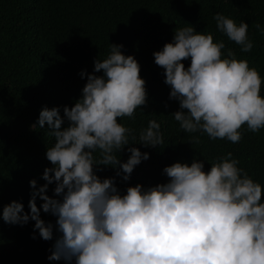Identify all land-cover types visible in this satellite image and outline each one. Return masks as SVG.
I'll return each instance as SVG.
<instances>
[{
	"label": "clouds",
	"instance_id": "clouds-1",
	"mask_svg": "<svg viewBox=\"0 0 264 264\" xmlns=\"http://www.w3.org/2000/svg\"><path fill=\"white\" fill-rule=\"evenodd\" d=\"M213 19L241 52L253 48L244 20L237 24L223 13ZM256 29L264 33L259 23ZM121 47L110 44L107 57L94 60L81 96L71 107L63 106V115L59 107L41 108L32 127L47 124L53 138L45 151L51 163L42 173L46 183L37 187L35 179L29 181L28 212L12 200L0 217L19 225L31 219L33 229L47 241L53 239L54 225L40 212L55 216L47 259L65 264H264L262 186L238 167L231 152L218 156L207 171L195 158L190 164L173 162L162 169L167 182L129 185L123 194L113 177L101 179L94 171V165L111 166L128 180L134 166L149 156L131 146L129 137L136 136L118 122L133 117L147 95L140 65ZM223 49V40L214 42L211 33L185 26L153 57L170 86L169 98L179 102L171 114L180 128L236 143L241 126L252 132L264 128V95L258 71L232 49ZM138 140L145 147L159 146L160 124L149 120ZM122 148L130 153L126 161L117 155ZM53 182L54 195L49 196L46 190Z\"/></svg>",
	"mask_w": 264,
	"mask_h": 264
},
{
	"label": "trees",
	"instance_id": "trees-1",
	"mask_svg": "<svg viewBox=\"0 0 264 264\" xmlns=\"http://www.w3.org/2000/svg\"><path fill=\"white\" fill-rule=\"evenodd\" d=\"M216 13L248 24L253 42L249 52H241L216 28ZM257 23L264 27V0H0V212L12 200L29 211V181L35 179L37 187L46 183L42 173L51 163L45 151L53 142L47 124L43 128L32 125L42 107H59L63 115V106H72L81 96L87 74L93 72L94 60L106 58L110 44L122 45L121 52L133 55L140 65L146 104L133 117H121L118 122L136 136V140L129 137L131 146L149 156L134 166L128 180L123 179L122 170L117 175L111 166L94 165L96 174L101 179L113 177L123 194L129 185L167 182L162 169L173 162L190 164L195 158L204 162L207 171L218 156L231 152L238 167L261 184L264 200V128L252 132L241 126L236 143L210 139L199 131L184 132L171 114L179 109V102L169 98L170 86L153 57L154 51L171 42L177 28L193 26L198 32L211 33L214 42L223 40L222 53L232 49L238 59L247 60L261 77L264 95V33L257 31ZM183 63L187 67L190 59ZM151 119L160 124L163 142L145 147L138 143V134ZM117 155L126 161L130 153L122 148ZM54 187V182L49 184V196L54 195ZM36 203L38 207L42 203L39 196ZM40 216L53 223L52 240L40 238L31 219L19 225L0 217V264H65L47 259L56 217L43 210Z\"/></svg>",
	"mask_w": 264,
	"mask_h": 264
}]
</instances>
